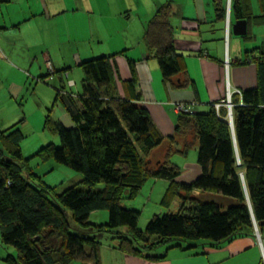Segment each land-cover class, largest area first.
<instances>
[{
    "label": "trees",
    "instance_id": "trees-1",
    "mask_svg": "<svg viewBox=\"0 0 264 264\" xmlns=\"http://www.w3.org/2000/svg\"><path fill=\"white\" fill-rule=\"evenodd\" d=\"M213 2L217 18L224 19L226 5L222 0ZM173 14L170 3L160 5L144 36L148 51L169 82L182 72ZM230 15L236 20L251 19V0H232ZM254 20L264 26V14ZM254 51L258 85L232 94L233 126L227 106L217 111L212 103L205 113L178 114L175 133L167 138L141 103V96L131 92L133 82L121 81L116 55L81 62L83 107L68 109L75 125L55 122L60 145L43 146L37 155L82 174L86 190L71 186L55 194L54 188L35 178L23 158L20 144L24 135L18 124L0 131V237L3 244L17 251L6 263L73 264L78 260L101 264L99 233L118 240L117 249L123 254L150 260L165 258L166 253L153 254L152 250L172 241L170 249H191L201 240L221 245L254 236V223L263 238L264 41L250 52ZM60 72L49 70L41 78ZM171 86L184 88L186 81ZM63 96L58 90L55 102ZM179 138L186 139L182 151L173 148ZM166 139L170 144L166 156L151 162V152ZM195 143L202 172L190 183L181 182V169L171 157L177 152L186 156ZM150 177L169 182L161 200L164 206L170 207L175 200L180 204L176 212L153 215L142 231L138 228L141 212L126 208L122 201L134 197ZM99 184L103 186L95 189ZM194 190L206 192L208 197L195 196ZM100 210L108 211V222L91 223L90 215ZM67 211L79 225L91 227L93 235L73 232Z\"/></svg>",
    "mask_w": 264,
    "mask_h": 264
},
{
    "label": "crops",
    "instance_id": "crops-1",
    "mask_svg": "<svg viewBox=\"0 0 264 264\" xmlns=\"http://www.w3.org/2000/svg\"><path fill=\"white\" fill-rule=\"evenodd\" d=\"M19 1L0 0V3L16 4ZM228 1L222 0L225 5L228 4ZM81 2V6L84 8V0ZM20 3L23 8L14 17L7 15V10L0 16V63L11 68H14L11 64L13 61L11 57L15 58L12 48L15 32L20 33L27 30L28 28L24 27L25 24L32 22V19L38 15L52 18L73 10L69 8L68 0H21ZM164 3H170L172 7L175 44L178 52L182 54V72L174 77L172 82L186 81L184 88H172V82L164 80L158 60L153 53L148 51L144 41L148 21L157 8ZM89 9L95 13L104 12L105 15L112 17L123 16L128 20V25L132 22L136 23L135 27L138 22L140 23V28L128 32L125 41L121 40L118 48L110 51H116L113 54L116 55L121 81L129 82V84L133 82L134 89H131V92L141 96V103L148 110L156 127L165 138L175 133V125L179 116L174 110L175 103H188L193 105L196 112L205 113L212 103L224 101L227 86L234 93L258 85L255 62L257 51H250L260 46L264 41V26L254 20V17L264 14V0H251V19H246L248 23L246 35L234 34L233 24L236 19H233L232 16L229 27L226 18H217L213 0H157L155 3L152 0H96L94 7ZM27 32L30 33V30ZM23 40L27 44L30 43L27 39L23 38ZM98 51L94 47L91 48L86 52V58L80 61L106 56L105 54L97 56ZM51 58L49 60V57H45L43 62L38 65L39 71L42 77L50 67L53 72L62 70L60 73H53L48 78H51L53 82L57 79L60 80L61 89L59 90L64 93L63 98L55 102V105L59 103L56 109L61 113V118L58 121L66 127H72L75 124L70 110L82 109V91L77 95L69 90L68 84L77 85V82L71 79L70 67L61 60ZM46 68L47 72H45ZM83 79L84 72L82 84ZM119 85L121 94L125 97L124 90L121 84ZM185 144L186 139L179 138L173 148L176 151H182ZM194 147L198 148V143H195ZM169 148L170 144L166 139L151 152L150 161L156 163L163 160ZM189 152L186 156L179 152L174 155L186 158L189 156ZM185 162L187 167L183 168L178 164L182 161L175 163L181 169L178 180L190 183L201 174L202 170L195 160L190 163ZM164 182V187L167 189L169 182L166 180ZM193 194L200 195L202 198L208 197V193L200 190H194ZM177 202L180 204L179 200ZM99 212L94 211L90 217L99 214ZM100 214L103 213L100 212ZM118 243L116 240L111 246L102 244L101 264H176V262L206 264L203 259H200L201 257L197 258L198 254L195 255L196 251L194 250L197 248H172L167 252L165 258L150 260L123 254L117 249ZM221 249L225 252L223 259L225 264H264V237L262 238L258 226L254 231V236L234 238L226 242ZM217 259L215 261H218Z\"/></svg>",
    "mask_w": 264,
    "mask_h": 264
},
{
    "label": "rangeland",
    "instance_id": "rangeland-1",
    "mask_svg": "<svg viewBox=\"0 0 264 264\" xmlns=\"http://www.w3.org/2000/svg\"><path fill=\"white\" fill-rule=\"evenodd\" d=\"M68 1L69 8L73 10L52 18L38 15L32 19V22L25 24L24 27L28 28L27 30L14 33L16 36L12 48L15 58L11 57L13 60L11 64L14 68L0 63V131H5L18 124L24 135L20 144L23 158L27 159L28 166L35 174V178L44 185L54 188L55 194H59L71 186L82 190H86L88 187L82 182L83 176L79 172L67 165L57 163L52 158L44 160L37 155L43 146L60 145L54 123L61 118V113L56 109L59 103L55 105L58 90L61 89V82L57 78L54 82L51 81V78L42 79L38 65L43 62L45 57H49V60L52 57L53 60L63 61L66 66L70 67L71 79L77 82L75 87L68 84V88L79 95L82 91L83 78V71L79 64L80 60L86 58V52L94 47L97 51L103 50L98 51L97 56L112 55L116 51L110 50L118 48L119 42L125 41L128 32L140 28L139 22L136 27V23L133 22L132 25H128V20L123 16L112 17L105 15L104 12H93L89 8L94 7L96 0H84L85 9L81 6V0ZM156 1L152 0L153 3ZM231 1L229 0L228 3ZM20 2L21 0L16 4L0 3V16L7 10V15L14 17L23 8ZM28 30L31 34L27 32ZM22 36L30 43H25ZM47 71L46 68L45 72ZM231 93L233 94L232 91ZM48 114H50L51 124L46 125ZM189 153L186 158L174 155L172 162L177 164L182 161L178 164L182 168L187 167L185 161L189 163L192 160L197 161L198 148L194 147ZM102 186L103 184H99L95 189ZM164 186L163 179L157 180L150 177L134 197L123 199L122 204L126 208L141 212L138 220L140 230L145 231L153 215L176 212L179 209L178 200H175L177 203L173 201L170 207L161 204L162 196L166 190ZM100 212L91 216L89 221L94 224L108 222V211L100 210ZM67 220L73 232L93 235V233H89L92 228L79 225L71 211H67ZM98 236L103 245L111 246L116 241L112 239V235L107 233H99ZM172 244H174L173 241L152 250V253L167 254L172 249L169 248ZM224 244L226 243L215 245L209 240H201L194 247L197 248L194 250L196 251L195 255L198 254L197 258L201 257L200 259H203L206 264H225L223 262L225 252L221 249ZM210 247L213 249L212 251L209 250ZM9 255L17 256V251L13 246L3 244L0 237V264H7L6 259ZM73 264L83 263L75 260ZM176 264L180 263L176 262Z\"/></svg>",
    "mask_w": 264,
    "mask_h": 264
},
{
    "label": "built area",
    "instance_id": "built-area-1",
    "mask_svg": "<svg viewBox=\"0 0 264 264\" xmlns=\"http://www.w3.org/2000/svg\"><path fill=\"white\" fill-rule=\"evenodd\" d=\"M231 3H228L227 6H226V23L229 27V24H230V17H231ZM49 70L51 72H53V70L51 69V67L49 68ZM238 93H240V91H237ZM226 99H224V103L223 101L222 102H216L214 103V106L216 108V110L218 111L220 109V107L222 105H228L227 108H228V116H229V119H230V122L233 126V111H232V101H231V91H230V87L227 86V92H226ZM174 110L176 111V113L178 114H182V113H186V114H189V115H194L196 113V110L194 109L193 105L191 104H188V103H184V102H178V103H175L174 104ZM254 226H255V230H257V224L254 223ZM260 239V237H259Z\"/></svg>",
    "mask_w": 264,
    "mask_h": 264
},
{
    "label": "water",
    "instance_id": "water-1",
    "mask_svg": "<svg viewBox=\"0 0 264 264\" xmlns=\"http://www.w3.org/2000/svg\"><path fill=\"white\" fill-rule=\"evenodd\" d=\"M247 20L246 19H238L233 24V32L236 35H246L247 34Z\"/></svg>",
    "mask_w": 264,
    "mask_h": 264
}]
</instances>
